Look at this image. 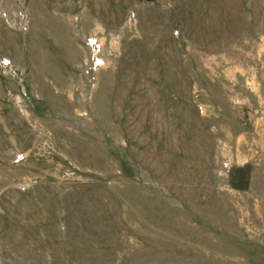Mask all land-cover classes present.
Masks as SVG:
<instances>
[{"label":"rangeland","instance_id":"obj_1","mask_svg":"<svg viewBox=\"0 0 264 264\" xmlns=\"http://www.w3.org/2000/svg\"><path fill=\"white\" fill-rule=\"evenodd\" d=\"M0 264H264V0H0Z\"/></svg>","mask_w":264,"mask_h":264}]
</instances>
